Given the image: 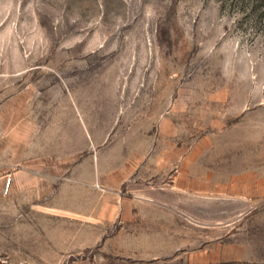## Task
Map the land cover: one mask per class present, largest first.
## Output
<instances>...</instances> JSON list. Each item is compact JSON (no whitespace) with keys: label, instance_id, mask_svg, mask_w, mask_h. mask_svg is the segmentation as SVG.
<instances>
[{"label":"rangeland","instance_id":"1","mask_svg":"<svg viewBox=\"0 0 264 264\" xmlns=\"http://www.w3.org/2000/svg\"><path fill=\"white\" fill-rule=\"evenodd\" d=\"M0 264H264V0H0Z\"/></svg>","mask_w":264,"mask_h":264},{"label":"built area","instance_id":"2","mask_svg":"<svg viewBox=\"0 0 264 264\" xmlns=\"http://www.w3.org/2000/svg\"><path fill=\"white\" fill-rule=\"evenodd\" d=\"M11 180H8V186L10 185Z\"/></svg>","mask_w":264,"mask_h":264}]
</instances>
